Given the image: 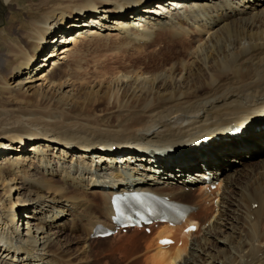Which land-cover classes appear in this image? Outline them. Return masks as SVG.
<instances>
[{
	"label": "bare ground",
	"instance_id": "6f19581e",
	"mask_svg": "<svg viewBox=\"0 0 264 264\" xmlns=\"http://www.w3.org/2000/svg\"><path fill=\"white\" fill-rule=\"evenodd\" d=\"M19 1L0 0V19L29 18L0 45V66L11 73L2 88L27 106L0 110V264H110L120 247L98 259L81 255L114 238L94 237L98 227L123 230L112 223L111 196L131 185L197 211L148 227L143 255L130 263L264 264V0ZM75 34L123 47L188 40L192 53L175 75L116 79L104 98L116 104L112 124H71L64 110L106 94L82 98L62 72Z\"/></svg>",
	"mask_w": 264,
	"mask_h": 264
},
{
	"label": "rangeland",
	"instance_id": "374dc122",
	"mask_svg": "<svg viewBox=\"0 0 264 264\" xmlns=\"http://www.w3.org/2000/svg\"><path fill=\"white\" fill-rule=\"evenodd\" d=\"M22 1L24 0H20L19 2ZM9 9L12 12H19L15 4L11 5ZM4 14L5 12L2 13V15ZM28 20H29L28 17L21 14H19V16L15 19L1 18L0 45H4V43L7 44L8 42H11V40L15 39L19 34H21L22 33L21 25L26 24ZM74 36L75 39H77L76 34ZM166 36L170 37V35H166ZM80 39L81 38H78L76 40L77 43L74 46L72 44L70 45V47L72 48V54L74 55L72 57H69L68 63H66L65 65L64 63L61 64L60 68L61 70L63 69L62 72L67 71L68 74L70 73L69 74L70 78L73 77L72 80L74 79L73 81L75 83L72 84L73 91L75 92V94L80 95L82 98H84L86 96L85 95L86 92H89L90 90L95 91L96 89H98L100 90V92L102 91L104 92V94L105 93L106 94L101 99L100 97H98L99 95H101L99 93V95L96 98L97 101L93 102V100L91 99L92 102H88L87 105H85L86 106L85 108L78 107L71 110L69 109L64 110L62 112L63 115L62 118L65 119L66 121H70L68 123L71 124L82 123L87 120H91V121L103 120L106 123L112 124L117 117L116 107H115L116 104L115 103L113 104L112 102L109 103L108 100H105L104 98L110 95L109 89L110 87L112 88L111 85H113L116 79L123 78V76H132L135 74L142 76H153L157 74L175 75L178 72L180 73V71L183 69V65L181 62L189 61L190 60L189 58L192 53V50L187 51L186 50L187 47H185L188 45L187 43H189L188 40H185L186 43L185 44V43H180V40L179 41L175 40L178 42L176 43L172 41L170 42L168 40L158 39V37H156V39L155 40L153 39V42H150L151 44L147 46H143V47L128 46L130 47L128 48L127 46L125 47L121 46V42L116 41L113 38L100 39V40L99 39L80 40ZM165 41L167 42V44H165ZM159 43L161 44L159 45ZM138 47L141 50L142 49L143 50L142 51L139 50ZM5 53L6 50L4 51V55ZM41 56H43V54H41ZM3 58L7 59L6 56H3ZM175 67L179 69L174 70ZM60 73L58 70H54L52 71L51 76L53 78L55 77L57 78ZM10 74H11L10 70L8 67L5 66V64L0 66V110L14 109L16 108L17 105H20L18 109H21L20 111H24L27 109L25 108L27 106L25 105L26 103L25 101H21L23 100V98L17 94H14V98H15L14 101V99H11L9 94L5 92V90H3L2 88L4 83L9 82ZM19 100L20 103H18ZM48 107H49L48 104H44V103L40 104L41 109H45ZM261 108L262 107H257L255 109V115L260 113ZM223 127L224 126L220 128V131L224 129L226 126L224 128ZM202 138L206 139V136L203 135ZM183 144L188 145V142L184 141ZM177 145L180 146L182 144H177ZM170 147L171 146H165V148H170ZM262 154H264V152H262ZM242 159H243L242 157L240 158L238 157L237 159H231L230 165L232 166L237 165L238 162L241 161ZM248 160L249 163L257 161V159H253V158L252 159L249 158ZM177 180L178 179H175L174 181L177 182ZM55 181L58 182V179ZM13 196L15 199L16 192L13 193ZM1 197L2 194L0 193V198ZM190 200L192 201V199L190 198L187 199V201ZM95 202L97 201L95 200ZM99 202L100 200L97 203ZM213 203L216 204L217 201L215 200L213 201ZM210 204H212V202H210ZM207 208L210 210L209 206ZM205 227H207V224L205 225ZM77 233L79 234V232ZM201 234L199 233L194 235L192 239L195 240L196 238H200ZM144 235L149 236V233L145 232L144 230H142L141 232H135V231L127 232V233L120 232L119 234H115V236H112L114 238H110L108 244L106 243L105 245H98V244L91 245L89 252L82 253L81 257L83 258L91 253L93 257L98 259L101 255H104V253L109 252L111 249L110 247L114 246V247H120L121 248L120 251L122 253L120 251H117V249L113 250L111 252L112 253L111 256L114 255V253L116 254V256L114 255L112 257L115 258H110V259L108 256L109 260H107V262L111 261L110 264H127V263L133 264L130 263L131 261L129 262L130 258L134 255L135 256L139 255L140 257L139 256L136 257L138 262L139 260L138 258L142 257L144 246L148 242V240L143 237ZM79 246H80V251L82 252L85 246L84 243L82 242L77 245V247ZM76 262L77 261L69 262V263L75 264ZM100 262L101 264H108L103 262V260H100L98 264H100ZM66 263L68 262L63 260V264ZM87 264H96V263L92 261Z\"/></svg>",
	"mask_w": 264,
	"mask_h": 264
},
{
	"label": "snow or ice",
	"instance_id": "6c2138e0",
	"mask_svg": "<svg viewBox=\"0 0 264 264\" xmlns=\"http://www.w3.org/2000/svg\"><path fill=\"white\" fill-rule=\"evenodd\" d=\"M162 243H170L169 241H163Z\"/></svg>",
	"mask_w": 264,
	"mask_h": 264
}]
</instances>
